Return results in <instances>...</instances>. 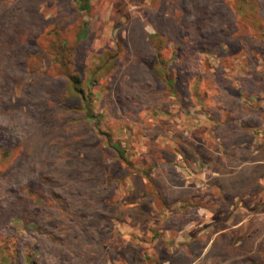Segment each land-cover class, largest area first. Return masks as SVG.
<instances>
[{
	"label": "rangeland",
	"instance_id": "374dc122",
	"mask_svg": "<svg viewBox=\"0 0 264 264\" xmlns=\"http://www.w3.org/2000/svg\"><path fill=\"white\" fill-rule=\"evenodd\" d=\"M260 131L264 0H0V264H264Z\"/></svg>",
	"mask_w": 264,
	"mask_h": 264
},
{
	"label": "crops",
	"instance_id": "0c3cea01",
	"mask_svg": "<svg viewBox=\"0 0 264 264\" xmlns=\"http://www.w3.org/2000/svg\"><path fill=\"white\" fill-rule=\"evenodd\" d=\"M255 137L256 139L249 144L245 142L238 144L236 163L231 173L216 174L217 178L232 179L233 202L239 204L237 212L241 214L244 212L259 214L252 212V209L257 204H264V139H261L264 138V132L260 131ZM222 191L225 192V186L222 187ZM247 216L244 218L247 219ZM246 219L240 221L237 226L242 225Z\"/></svg>",
	"mask_w": 264,
	"mask_h": 264
},
{
	"label": "trees",
	"instance_id": "16d2710c",
	"mask_svg": "<svg viewBox=\"0 0 264 264\" xmlns=\"http://www.w3.org/2000/svg\"><path fill=\"white\" fill-rule=\"evenodd\" d=\"M83 7H85V9H88L87 8V6L86 5H84ZM69 78V81H70V83H72L73 85H78L80 82H78V80L75 78H73V77H68ZM89 81H90V79H89ZM84 82H82L79 86H81L82 87V84H83ZM79 88L78 90H73V92L74 93H78V95H80V100H81V102H82V105L88 110V113H89V118L91 119H93V116H92V105H91V103H92V99H91V96L90 95H87L86 94V90L85 89H83V88ZM114 149L118 152V154H119V156L120 157H122V159H124V161H126L125 160V152L121 149V147H120V145L119 144H115L114 145ZM242 264H256V262L253 260V261H251L250 263H248V261H243L242 262Z\"/></svg>",
	"mask_w": 264,
	"mask_h": 264
}]
</instances>
